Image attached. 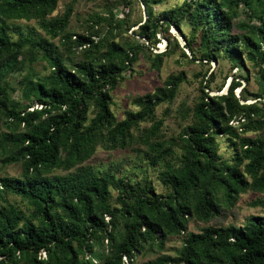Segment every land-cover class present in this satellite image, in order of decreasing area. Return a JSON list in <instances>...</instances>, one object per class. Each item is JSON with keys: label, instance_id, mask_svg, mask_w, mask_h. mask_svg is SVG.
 I'll return each mask as SVG.
<instances>
[{"label": "trees", "instance_id": "obj_1", "mask_svg": "<svg viewBox=\"0 0 264 264\" xmlns=\"http://www.w3.org/2000/svg\"><path fill=\"white\" fill-rule=\"evenodd\" d=\"M138 1L146 17L130 33L138 38H130L132 0H114V7H128L122 16L114 7L92 13L80 32L69 31L72 3L53 15L59 0H0V162L21 167L18 175L0 174V264H130L170 235H183L175 254L139 264H264V213L243 223H210L242 193H264V0H182L160 13L153 5L162 0ZM240 3L248 20L238 18ZM22 19L44 32L16 22ZM183 21L191 26L184 47L192 57L167 36L157 51L164 26ZM196 37L201 63L222 57L243 69L251 61L256 90L246 87V67L225 91L210 93L215 73L207 68L192 106L179 110L189 122L165 138L154 110L173 101L185 78L180 71L135 96L139 109L117 119L111 92L139 52L156 69L175 45L194 60ZM144 121L150 124L141 127ZM219 136L233 150L229 157L220 153ZM133 145L135 177L116 165L86 164L98 146ZM150 168L165 192L156 191ZM249 205L264 210V199ZM190 218L202 221L198 231L187 229Z\"/></svg>", "mask_w": 264, "mask_h": 264}, {"label": "rangeland", "instance_id": "obj_2", "mask_svg": "<svg viewBox=\"0 0 264 264\" xmlns=\"http://www.w3.org/2000/svg\"><path fill=\"white\" fill-rule=\"evenodd\" d=\"M133 3L130 9V17L128 19L127 25L129 26L128 31L125 35H129L130 38H138L137 35L130 34L134 30H137L138 22L140 19L145 18V9L144 5L141 4L138 0H132ZM182 0H162L161 2L155 3L153 5V10L155 13L162 12V9L168 8L173 4H179ZM68 3H72L73 10L72 15L69 22V31H78L82 30V25L85 23L84 20L88 18L92 13L97 12L102 15H106L110 7H114L116 3L114 0H59L57 8L53 12L54 14H60L63 12L65 6ZM238 8V18L242 20H248L247 17V9L243 3H240ZM113 10L117 12L119 16H122L123 12L128 11L127 6H123L122 3H118ZM16 22H20L22 26L25 28L32 27L35 32L43 33L44 31L40 28L37 22L33 19L30 20H17ZM256 20L252 19L251 23H255ZM104 28V25H102ZM237 31L236 28H234ZM191 32V26L183 21L179 28H175L174 26H164L163 35L160 33L159 35L162 38L161 45L156 49L157 51L163 50L168 43L167 37L174 43V39L177 38L182 49H184L188 54V49L184 46V40L187 36H189ZM167 36V37H166ZM186 36V37H185ZM196 36V35H195ZM116 40H118V36H115ZM198 37L195 38L194 48H195V58L194 60H188L187 57L182 55L181 47L174 46L172 52H169L167 55L163 57L162 63L159 69L153 68L151 65V61L145 56L144 53L139 52L137 60L133 64L132 71H126L124 73V79H122L117 87L111 92L113 102L111 104V109L116 115L117 119H122L126 116L129 111H136L139 109L133 103V99L137 95L144 94L146 92H151L156 86L163 85L165 78L169 74H175L177 72H184L185 78L181 81L177 94L174 97L171 103L161 102L159 103L155 110L154 116L156 119L163 118V123L161 126V132L164 134L165 138L170 136L177 135L183 126L189 122V118H183L180 116V109L182 106L191 107L196 96L199 95V87H200V79L202 78V73L209 68L211 71L215 73V77L210 85L211 91L210 93H215L216 89L219 86H224L222 91H225V87L227 83L232 80L234 76L239 74H246L245 68H249L250 73V81L246 85L248 91L254 92L257 88V84L254 82V73L257 70V67H253L251 61L245 59L246 67L245 68H236L232 66V63L228 61L226 58H218L216 61H211L210 63H201L199 61L200 51L197 45ZM56 42L57 39H54ZM76 55L73 57V60L78 61L81 56L80 49H76ZM145 53L148 54L147 51ZM42 62H37L34 67L36 70H42ZM199 73L197 76L196 74ZM13 77V79H12ZM11 77V82L15 83L18 78V73H14ZM241 87L236 89V92H239ZM15 97H17L18 92L13 93ZM248 97L251 98L250 95L247 94ZM150 121H144L140 125L148 126ZM2 131V127L0 125V132ZM220 143V153L223 157H229L232 155L233 150L228 147V142L225 136L218 137ZM135 144V143H133ZM135 146H128L125 148H114V149H104L101 146H98L91 157L86 161V164H91L95 167L107 168L112 167L113 165L119 166L121 172H127L135 177V171H138V167L136 162V151L134 150ZM140 149L144 148L143 145L138 146ZM110 167V168H111ZM21 167L19 163L16 164H7L2 165L0 162V174L6 173L8 175H18L20 174ZM58 173H63L62 170H57ZM135 174V175H134ZM139 172L138 175H140ZM148 174L153 179L155 184V188L157 192H165L166 188L160 184L156 177V170L153 168L148 169ZM116 194V191H112V201ZM262 197L264 199V193H256L251 190L246 191L240 195V198L235 203V205L231 208H224L222 211L215 216L210 223L213 224H223L230 221L235 223H243L245 218L248 215H259L263 214L264 210L261 206H251L249 205V201L256 198ZM10 199L14 197L9 195ZM202 221H199L194 218H190L187 223V229L198 231L200 225H202ZM183 235H170L164 242L162 248H156L153 251H148L146 253L139 252L135 255L134 260L130 264H139L140 262L151 260L156 257L159 253H167V254H175L179 246L182 242Z\"/></svg>", "mask_w": 264, "mask_h": 264}, {"label": "water", "instance_id": "obj_3", "mask_svg": "<svg viewBox=\"0 0 264 264\" xmlns=\"http://www.w3.org/2000/svg\"><path fill=\"white\" fill-rule=\"evenodd\" d=\"M227 87H225V89H226Z\"/></svg>", "mask_w": 264, "mask_h": 264}]
</instances>
